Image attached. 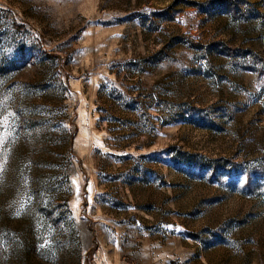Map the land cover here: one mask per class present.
Wrapping results in <instances>:
<instances>
[{
  "label": "rangeland",
  "instance_id": "rangeland-1",
  "mask_svg": "<svg viewBox=\"0 0 264 264\" xmlns=\"http://www.w3.org/2000/svg\"><path fill=\"white\" fill-rule=\"evenodd\" d=\"M0 264H264V0H0Z\"/></svg>",
  "mask_w": 264,
  "mask_h": 264
}]
</instances>
